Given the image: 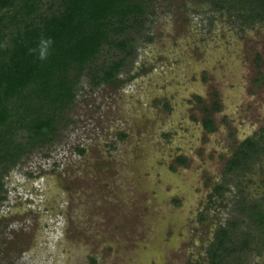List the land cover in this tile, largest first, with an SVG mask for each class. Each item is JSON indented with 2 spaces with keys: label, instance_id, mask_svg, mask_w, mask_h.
Masks as SVG:
<instances>
[{
  "label": "rangeland",
  "instance_id": "rangeland-1",
  "mask_svg": "<svg viewBox=\"0 0 264 264\" xmlns=\"http://www.w3.org/2000/svg\"><path fill=\"white\" fill-rule=\"evenodd\" d=\"M209 1L148 4L116 81L83 76L52 140L0 174V264H209L219 228L264 264L239 210L264 211V19Z\"/></svg>",
  "mask_w": 264,
  "mask_h": 264
},
{
  "label": "trees",
  "instance_id": "trees-1",
  "mask_svg": "<svg viewBox=\"0 0 264 264\" xmlns=\"http://www.w3.org/2000/svg\"><path fill=\"white\" fill-rule=\"evenodd\" d=\"M155 0H0V174L19 158L50 142L65 110L72 104L83 76L96 87L116 81L127 57L132 37L127 30L142 28L148 4ZM217 10L238 11L237 17L255 23L264 19V0H210ZM244 11V13H243ZM55 41L49 59L41 63L29 49L41 39ZM148 40H151L148 38ZM117 51V60L98 57ZM208 129L211 123L206 121ZM82 152V151H80ZM257 145L246 139L234 156L235 172L242 161L257 154ZM1 188V185H0ZM220 189L219 186L215 191ZM248 219L260 232L264 249V211L248 208ZM236 222H231L234 229ZM227 228H219L208 250L209 264H240L249 240L233 245Z\"/></svg>",
  "mask_w": 264,
  "mask_h": 264
},
{
  "label": "clouds",
  "instance_id": "clouds-1",
  "mask_svg": "<svg viewBox=\"0 0 264 264\" xmlns=\"http://www.w3.org/2000/svg\"><path fill=\"white\" fill-rule=\"evenodd\" d=\"M54 44L52 38L41 39L36 48L29 49V55H34L39 62L44 63L49 59Z\"/></svg>",
  "mask_w": 264,
  "mask_h": 264
},
{
  "label": "crops",
  "instance_id": "crops-1",
  "mask_svg": "<svg viewBox=\"0 0 264 264\" xmlns=\"http://www.w3.org/2000/svg\"><path fill=\"white\" fill-rule=\"evenodd\" d=\"M196 100H197V101H200V100L197 99V98H196ZM204 121H205V120H204ZM207 121H209V122L211 123V127H210V129H208L207 126L204 124L203 126H204V129H205V132H208V133H209V132L214 131L213 121H212L211 119H209V120H207Z\"/></svg>",
  "mask_w": 264,
  "mask_h": 264
},
{
  "label": "flooded vegetation",
  "instance_id": "flooded-vegetation-1",
  "mask_svg": "<svg viewBox=\"0 0 264 264\" xmlns=\"http://www.w3.org/2000/svg\"><path fill=\"white\" fill-rule=\"evenodd\" d=\"M207 120H209V118L207 117V119L205 118V121H204V123L203 124H205L206 123V121ZM206 125V124H205ZM213 127H214V125H213ZM245 141V140H244ZM183 163H185V162H183ZM186 164V163H185ZM173 202H175V205H177L178 204V202H176V201H173Z\"/></svg>",
  "mask_w": 264,
  "mask_h": 264
}]
</instances>
